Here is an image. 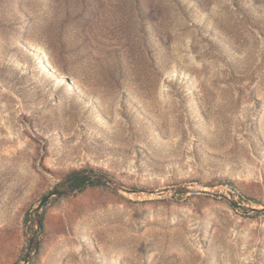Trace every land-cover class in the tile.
Here are the masks:
<instances>
[{"label": "rangeland", "instance_id": "1", "mask_svg": "<svg viewBox=\"0 0 264 264\" xmlns=\"http://www.w3.org/2000/svg\"><path fill=\"white\" fill-rule=\"evenodd\" d=\"M0 121V264L83 170L163 192L49 200L33 264H264V213L181 189L264 205V0H0Z\"/></svg>", "mask_w": 264, "mask_h": 264}, {"label": "water", "instance_id": "2", "mask_svg": "<svg viewBox=\"0 0 264 264\" xmlns=\"http://www.w3.org/2000/svg\"><path fill=\"white\" fill-rule=\"evenodd\" d=\"M86 178V180L78 186L76 189H73L70 186L76 179ZM96 184H105L117 191L126 193V194H135L143 195L145 197H152L158 195L163 190L160 189H139V188H128L122 185L114 176L105 173V172H95L91 170H83L78 172L70 173L63 178H61L55 185V187L44 194L32 208V219L33 227L29 236V247L25 250V254L19 264H33L35 258L38 254L39 244L43 233V207L46 202L49 200L63 197V196H74L88 186ZM177 190L178 188L168 186L166 190ZM181 189L186 190L190 194H204V195H216L219 197L225 198L231 206L238 211L240 214H259L264 213V205L253 203L249 201H238L234 202L230 199L229 196L218 192V189L214 186H184Z\"/></svg>", "mask_w": 264, "mask_h": 264}, {"label": "trees", "instance_id": "3", "mask_svg": "<svg viewBox=\"0 0 264 264\" xmlns=\"http://www.w3.org/2000/svg\"><path fill=\"white\" fill-rule=\"evenodd\" d=\"M86 180V178H80V179H76L73 183L77 186H80L84 181ZM46 205V204H45ZM44 205V206H45ZM30 213V212H29ZM28 213V215H29ZM42 217H43V220H44V209H43V213H42Z\"/></svg>", "mask_w": 264, "mask_h": 264}, {"label": "bare ground", "instance_id": "4", "mask_svg": "<svg viewBox=\"0 0 264 264\" xmlns=\"http://www.w3.org/2000/svg\"><path fill=\"white\" fill-rule=\"evenodd\" d=\"M1 122V121H0ZM2 122H4V121H2Z\"/></svg>", "mask_w": 264, "mask_h": 264}]
</instances>
